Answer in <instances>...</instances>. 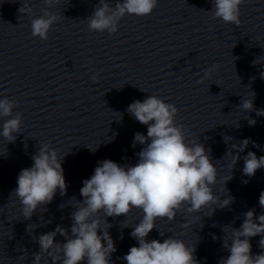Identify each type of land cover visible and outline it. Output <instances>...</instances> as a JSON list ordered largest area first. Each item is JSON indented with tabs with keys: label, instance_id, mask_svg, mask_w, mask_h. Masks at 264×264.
Here are the masks:
<instances>
[{
	"label": "clouds",
	"instance_id": "clouds-1",
	"mask_svg": "<svg viewBox=\"0 0 264 264\" xmlns=\"http://www.w3.org/2000/svg\"><path fill=\"white\" fill-rule=\"evenodd\" d=\"M44 2L51 7L60 0ZM157 3L158 0H122L113 8L105 0H100V6L87 19L88 26L92 31L114 34L125 15L147 16ZM244 3L245 0H214L213 17L239 26L240 7ZM19 12L32 14L28 0H23ZM58 19L57 15L45 11L42 16L32 19V35L48 39V33ZM218 67L214 64L204 70V76L210 77ZM261 76L264 78V73ZM92 79L95 81L96 77ZM241 106L245 111L254 108L252 99L243 100ZM15 107V100L0 99V117H11L4 121L0 135L9 143H14L17 134L21 133L23 117L19 112L13 116ZM127 111L140 124L147 126L146 136L139 132L134 134L133 147L137 143L146 145L137 153L138 162L135 165H120L111 159L98 162L93 175L83 181L80 189L82 202H78L71 213V236L67 229L59 225L54 231L40 235V251L33 253V264H40L44 254L52 258L53 264H110L116 248L108 231L112 224L107 218L127 216L132 209L142 210L143 216L130 233L138 246L130 247L123 257L127 264H199L194 255V245L190 247L183 240L172 237L163 242L158 239L149 241V233L156 228L157 220L175 219L185 205H188V213H198L213 204L226 208L234 202V197L221 201L214 194L218 170L210 157V150L196 141H186L183 126L175 122L178 109L174 104L151 95L142 102L133 101ZM256 114L264 116V109L256 110ZM248 123L254 126L256 121L249 119ZM224 141L227 143L226 137ZM248 144L249 140L244 139L239 145L232 146L237 154L233 155L229 167L234 168L240 159L239 153ZM63 158L45 143L31 157L32 166L20 171L13 194L22 205L25 219H31L41 205L50 204L57 190L61 196L66 194ZM243 159L242 171L246 176L252 177L258 169L264 168V155L257 157L255 152L249 151ZM259 205L264 208V191L259 195ZM244 217L238 229L232 227L231 243L223 239V247L229 255L221 258L218 264H264V251L253 255L250 243V238L259 235V246L264 250V214L256 216L255 209H250ZM183 227H189V223ZM57 233L64 236L66 242H56Z\"/></svg>",
	"mask_w": 264,
	"mask_h": 264
}]
</instances>
